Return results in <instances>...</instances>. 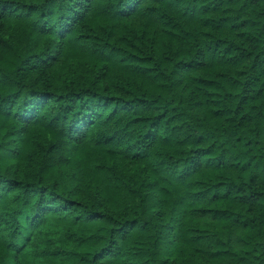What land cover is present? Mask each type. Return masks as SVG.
Returning a JSON list of instances; mask_svg holds the SVG:
<instances>
[{"label": "trees", "instance_id": "16d2710c", "mask_svg": "<svg viewBox=\"0 0 264 264\" xmlns=\"http://www.w3.org/2000/svg\"><path fill=\"white\" fill-rule=\"evenodd\" d=\"M0 264H264V0H0Z\"/></svg>", "mask_w": 264, "mask_h": 264}]
</instances>
